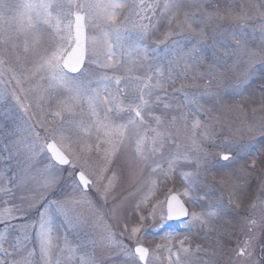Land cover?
Segmentation results:
<instances>
[{
  "label": "snow or ice",
  "instance_id": "snow-or-ice-1",
  "mask_svg": "<svg viewBox=\"0 0 264 264\" xmlns=\"http://www.w3.org/2000/svg\"><path fill=\"white\" fill-rule=\"evenodd\" d=\"M127 3L0 0V42L11 45L5 52L12 61L0 58V98L9 95L11 86L16 101L15 105H5L0 120L7 158L16 160V171L0 177V264H164L161 252L167 254V264H185L181 253L192 251L185 246L187 236L176 242V233L165 232L169 243L149 248L141 238L148 231L143 225L159 215L160 222L151 229L154 232L172 220L181 221L187 232L197 226L215 231L212 218L224 217L228 206L218 199L196 210L197 201L208 199L205 189L210 190L201 173L213 165L227 169L223 176L243 181V188L237 189L235 208L243 207L240 201L250 192L249 179L264 153V144L253 154L251 143L213 138L207 130L198 133L202 127L196 114L200 101L189 99L187 93L184 105H197L196 113L189 108L169 120L163 115L169 104L165 101L159 108L164 98L157 94L170 86V81L175 83L174 73L177 77L186 74L176 72L181 62L184 69L198 67L201 62L199 43L188 49L175 37L187 40L185 27L195 31L197 23L206 26L204 20L197 21L198 15L211 19L220 14L205 12L203 0L190 4L186 0H134L129 16L119 21ZM257 7L260 47L230 33L232 45L225 47L223 55L202 74L210 77L208 87L225 74L239 75L243 79L234 91L243 95L257 60L264 64V0ZM184 8L188 10L183 20H177ZM165 21L168 30L164 39L153 41ZM198 34L207 38L203 28ZM22 57L24 61L31 57L29 67H24ZM30 80L40 83L35 89H25L23 84ZM260 92L264 101V82ZM29 93L34 95L35 112L30 111L31 103L24 102ZM215 98L217 102L220 99ZM45 107L50 116L41 115ZM156 111L162 114L154 115ZM190 117L192 132L186 137L187 144L178 143L171 131L163 130L178 131V121L187 127ZM50 120L54 127H50ZM235 132L264 138V120ZM166 146H174L175 151L165 155ZM144 169L149 175L138 189V221L129 227L119 202L107 209L109 192L126 172L142 174ZM177 174L183 188H168L163 199L157 200L147 215L142 214L143 206L160 190L158 180L167 183ZM93 191L102 204L92 198ZM81 208L88 209V216ZM250 209L248 216L241 217L240 228L247 231L232 249L229 264H264V246L260 258H254L257 232L264 235V176L259 179ZM58 220L70 231L86 230L87 238L78 235L75 242L69 241Z\"/></svg>",
  "mask_w": 264,
  "mask_h": 264
},
{
  "label": "rangeland",
  "instance_id": "rangeland-1",
  "mask_svg": "<svg viewBox=\"0 0 264 264\" xmlns=\"http://www.w3.org/2000/svg\"><path fill=\"white\" fill-rule=\"evenodd\" d=\"M135 2L139 3V0H135ZM147 2H150V0H147ZM203 2L206 5L205 12L219 13L220 15L218 17L214 15L211 19L207 16L198 15L196 17L197 21L204 20L206 26L205 24L197 23L193 25L195 31H189L185 27L184 34L189 37L187 40L183 37H175L176 39H181L183 46L188 49H191L194 44L199 43L201 62L198 67L188 69H184L183 62L180 63L179 67L176 68V72L184 71L186 74L177 77L174 73L172 79L175 80V83L172 84L170 81V86L157 90V94L164 98L160 102L159 108H163L165 101L169 104V109L166 113H163L169 120L173 115H178L180 112H188L189 108L192 109L193 113H196L197 105H184L185 93H187L189 99L195 97L200 101V109L196 114L199 116L202 127L197 130L198 133H203L207 130L213 138L234 139L240 144L251 143V151L255 154L260 150V146L264 144V138L259 136L253 138L246 134L240 136L235 132V129H246L248 124L255 125L264 120V101L261 99L260 92L262 82H264V64L257 60L253 68L251 83L244 86L243 95L234 91L236 85L243 79L242 76L225 74L223 78L218 79L216 84L208 87L210 77L202 76V74L208 71L209 66L213 64L217 56L223 55L225 47L232 45L230 33L235 32L237 36L246 39L251 46L260 47L261 32L259 24L261 23V18L258 15L260 9L257 6L262 3V0H203ZM133 3L134 0H128L125 7L121 9L119 21L129 16ZM186 3H192V0H186ZM186 10L188 9H181L176 19L183 20V14ZM228 13H231V15ZM172 27H176L175 23H173ZM201 28L204 29L207 38H201L198 34ZM213 29L216 31L214 32ZM166 30H168V24L165 21L160 25L156 35L153 36V41L163 40V33ZM6 47L10 49L11 45H5L0 42V58H3L7 62H12L9 55L5 52ZM160 47L163 48V45H160ZM21 59L25 68L30 66L29 61L31 57H29V61H24L23 57ZM213 71L215 72L217 69L213 68ZM38 83L40 82L37 80L25 81L23 87L25 89H35ZM204 93H209V95H202ZM23 95L21 93V96ZM217 96L220 98L218 102L215 98ZM154 99L155 97H153ZM24 102L25 104H32L33 107L30 111H37L35 109L33 93H29L28 98ZM15 103V99L11 96V86H9V95L0 98V120H2L5 105H15ZM51 114L47 107L41 113V115L49 116ZM161 114L160 111L154 112V115ZM49 124L50 127L55 126V122L51 120ZM190 125L191 117L189 118L187 127H185L182 121H178L176 124L178 131L168 128L163 130L166 132L171 131L172 135L177 137L178 143L187 144L186 137L190 136L192 132ZM206 147L211 151L210 144H207ZM173 151H175L174 146H166L165 155ZM7 157L8 153L5 151V141L0 137V177H3L5 173L12 175V172L16 171V160L8 159ZM209 159L213 158L210 157ZM184 167L187 170V166ZM226 170H221L219 166L213 165L210 171L201 173V179L206 180L207 185L210 186V190L205 189L208 191V199L197 201L196 210H199L200 205L214 204L218 199L228 206L229 209L224 217L212 218V225L215 231L200 230L199 226H197L193 231L187 232L181 221H167L164 229L154 232L151 230L152 227L160 222V217L157 215L155 220L144 222L143 227L148 229L147 234L141 236L145 246L154 248L157 244L163 245L169 243L165 239L164 233L172 232L177 234L175 236L176 242L184 240L186 236L188 238L185 246L190 247L192 251L189 254L181 253V259L185 261V264H205L206 261H211L212 264H229V257L233 255L232 249L236 247L238 239L243 240L244 232L247 231V229L242 231L240 228L241 217L249 215L251 210L250 205L254 202L257 193L259 179L261 176H264V153L257 159L256 167L249 179L248 188L250 192L240 201L243 205L242 208L236 209L235 204L236 197L239 194L237 189L243 188V181L236 179L235 176L232 178L223 176V171ZM106 175H111V173ZM148 175V169H144L142 174L126 172L123 179L118 181L109 192L107 209H111L113 204L119 202V210L122 216L127 217L129 227L138 221L136 204L139 203L141 195L138 189L141 187L143 179L148 177ZM236 175H239V173L237 172ZM104 183H107V181L105 180ZM158 185H160V190L152 198L151 203L143 206L142 214L147 215V211L151 209L152 205L157 200L163 199L168 188H183V183L178 174L167 183L158 180ZM91 196L99 203H103V201L99 200L95 191L91 193ZM230 199L232 200L231 205H229ZM80 212L85 217L89 214L87 208H81ZM236 212L239 215H236ZM259 215L260 211L257 208L255 211L257 219ZM113 223L115 224V221ZM57 225L60 227L62 233L67 231L68 239L71 242H75L78 235L87 238L88 233L84 229L70 231L68 230L69 226L63 224L60 220L57 221ZM116 231L119 233V227L116 228ZM257 236L254 258H260V249L264 246V235L257 232ZM197 245H200L199 251L196 250ZM173 251H176V248H173ZM213 251L215 254H212ZM160 256L164 260V264H167V254L161 252Z\"/></svg>",
  "mask_w": 264,
  "mask_h": 264
},
{
  "label": "water",
  "instance_id": "water-1",
  "mask_svg": "<svg viewBox=\"0 0 264 264\" xmlns=\"http://www.w3.org/2000/svg\"><path fill=\"white\" fill-rule=\"evenodd\" d=\"M172 221H179V220H172Z\"/></svg>",
  "mask_w": 264,
  "mask_h": 264
}]
</instances>
